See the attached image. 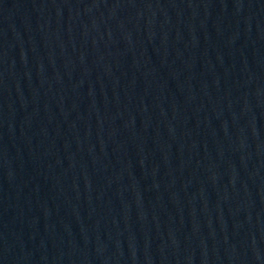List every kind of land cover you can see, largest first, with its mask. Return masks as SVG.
Here are the masks:
<instances>
[{
  "label": "water",
  "instance_id": "obj_1",
  "mask_svg": "<svg viewBox=\"0 0 264 264\" xmlns=\"http://www.w3.org/2000/svg\"><path fill=\"white\" fill-rule=\"evenodd\" d=\"M0 264H264V0H0Z\"/></svg>",
  "mask_w": 264,
  "mask_h": 264
}]
</instances>
